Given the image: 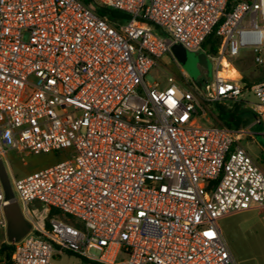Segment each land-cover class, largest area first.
Returning a JSON list of instances; mask_svg holds the SVG:
<instances>
[{"label": "built area", "instance_id": "2783aa9c", "mask_svg": "<svg viewBox=\"0 0 264 264\" xmlns=\"http://www.w3.org/2000/svg\"><path fill=\"white\" fill-rule=\"evenodd\" d=\"M226 4L0 0V156H66L12 182L31 223L12 243L13 264H236L217 222L264 212V170L240 145L242 130L198 120L242 101L264 123V81L246 87L232 65L242 50L264 65V0ZM216 25L219 47L206 54ZM172 45L206 56V96L184 70L163 87L144 80ZM35 202L40 213L27 208ZM6 205L0 184V229ZM51 208L82 229L47 218Z\"/></svg>", "mask_w": 264, "mask_h": 264}, {"label": "rangeland", "instance_id": "374dc122", "mask_svg": "<svg viewBox=\"0 0 264 264\" xmlns=\"http://www.w3.org/2000/svg\"><path fill=\"white\" fill-rule=\"evenodd\" d=\"M237 58L238 57L234 58L232 62L236 63ZM250 65V69L253 70L252 73L242 70L237 63L236 67L240 76L242 77V75H245L248 81L253 83L261 81L258 78L264 76V65L255 66L252 63ZM179 68L181 67L175 62L171 50L169 49V54H165L159 59V66L152 68L145 75L144 80L148 84L157 82L163 87L165 86L166 76L168 75L181 79ZM254 74H256L257 77H253ZM211 78L212 71H210V79ZM210 79L207 80L202 76H198L195 80L190 78V81L200 95L206 96V86ZM244 99L251 102L254 100V97L251 94H246ZM239 118L243 122V125H240L241 128L242 126L243 128H248L250 133H263L264 125L252 124V117L248 112L239 114ZM198 122L202 125L220 123L218 120H214L208 115L206 118H199ZM240 140H245V138L242 137ZM262 145H264V137L258 139V146L261 148ZM241 146L248 151L249 155L253 156L257 154V150L249 146L246 141H242ZM3 154L2 160L7 163V165L6 163L5 165L8 171V179L15 198L17 196L12 187L14 179L25 177L66 159L65 154L61 152L32 155L10 150ZM18 205L24 212V206L20 202H18ZM27 208L30 213L34 214L42 211L40 204L37 202L29 205ZM52 217L74 228L82 229L79 220L62 214L60 211H57ZM217 223L221 237L236 264H264V214H259L255 210L230 213L221 217ZM45 225L48 227V220L45 221ZM3 243L9 244L6 241L5 229H0V246ZM90 254L97 255L98 252L97 250L91 249ZM122 259H124V255L119 254L118 260ZM59 263L78 264L79 259L75 256H65Z\"/></svg>", "mask_w": 264, "mask_h": 264}, {"label": "water", "instance_id": "95a60500", "mask_svg": "<svg viewBox=\"0 0 264 264\" xmlns=\"http://www.w3.org/2000/svg\"><path fill=\"white\" fill-rule=\"evenodd\" d=\"M171 54L175 62L187 75L195 80L200 69L204 71L205 79H210V64L203 53L193 54L184 50L180 45H172ZM0 184L7 205L4 207L6 219L5 235L9 244L18 242L31 229V223L25 219L11 189L5 162L0 158Z\"/></svg>", "mask_w": 264, "mask_h": 264}, {"label": "trees", "instance_id": "16d2710c", "mask_svg": "<svg viewBox=\"0 0 264 264\" xmlns=\"http://www.w3.org/2000/svg\"><path fill=\"white\" fill-rule=\"evenodd\" d=\"M81 1L87 5L91 3V0H81ZM249 1L250 0H227L226 12L230 11L232 6L237 2H249ZM97 13L99 15H106L110 21L126 18L124 14L110 9H104V8L98 9ZM216 28L217 25L213 28L212 32L208 35V37L205 39V41L202 44V49L205 51L206 54L215 55L219 47L220 38H218L215 35ZM242 60H243L242 58L238 57L236 63L232 62V64L234 65V67H236L237 63L239 64L240 62H242ZM241 81L246 87L250 86L253 83V82H249L245 75H242ZM207 112L209 117H211L214 120H218V122H220L219 124L213 123L211 125L224 127L227 129H233V130H239L241 129L240 125H243V122L239 118V114L243 112H248L253 119L251 111L244 105L242 101L238 103H234L229 109L223 105L214 104L207 109ZM56 213L57 210L52 208L49 209L47 218L52 217ZM47 228L48 227L46 225V230H48ZM12 250H13L12 244H6V243L1 244L0 264H13V262L10 259Z\"/></svg>", "mask_w": 264, "mask_h": 264}, {"label": "crops", "instance_id": "0c3cea01", "mask_svg": "<svg viewBox=\"0 0 264 264\" xmlns=\"http://www.w3.org/2000/svg\"><path fill=\"white\" fill-rule=\"evenodd\" d=\"M238 57H240V58H242L243 60H242V62H240L239 63V66H240V68L242 69V70H245V71H247V72H250V73H252L253 72V70H251L250 68H251V63L253 64V62H252V54H251V52L250 51H248V50H242L241 52H240V54H239V56ZM247 59V60H246ZM234 69L236 70V72L238 73V75H239V77H241L240 76V74H239V71H238V69L236 68V67H234ZM179 72H180V75L182 74V72H183V69L182 68H179ZM253 77H257L256 76V74H254V76ZM176 78V77H175ZM205 78V77H204ZM258 79H260L261 81H264V76H260V78H258ZM252 121H253V119H252ZM252 124H256V123H254V121L252 122ZM261 124H263L264 125V123H261ZM239 130H242L243 132H244V134L241 136V138L242 137H244L245 138V140H240V145H241V142L242 141H246L247 142V144L249 145V146H251V147H253V148H255L256 150H257V154L256 155H249L256 163H258L259 164V166L264 170V145H262V147L260 148V146H258V139L260 138V137H264V130H263V133H261V134H257V133H250L249 131H248V128H241V129H239ZM10 150H6V151H4L3 153H7V152H9ZM245 151L248 153V151L245 149ZM2 153V155L0 156V158L1 159H3L2 158V156L4 155ZM5 162V161H4ZM6 163V162H5ZM6 165H7V163H6ZM251 210H255V211H257L259 214H264V212H260L259 210H256V209H251ZM251 210H248V211H251Z\"/></svg>", "mask_w": 264, "mask_h": 264}, {"label": "bare ground", "instance_id": "6f19581e", "mask_svg": "<svg viewBox=\"0 0 264 264\" xmlns=\"http://www.w3.org/2000/svg\"><path fill=\"white\" fill-rule=\"evenodd\" d=\"M226 66H228L227 65V63L226 62H223ZM229 67V66H228ZM228 73H229V76H233L234 75V71L229 67L228 68Z\"/></svg>", "mask_w": 264, "mask_h": 264}, {"label": "flooded vegetation", "instance_id": "af4514ba", "mask_svg": "<svg viewBox=\"0 0 264 264\" xmlns=\"http://www.w3.org/2000/svg\"><path fill=\"white\" fill-rule=\"evenodd\" d=\"M199 76H202V77H204V71L203 70H201L200 69V71H199ZM190 78V77H189Z\"/></svg>", "mask_w": 264, "mask_h": 264}]
</instances>
